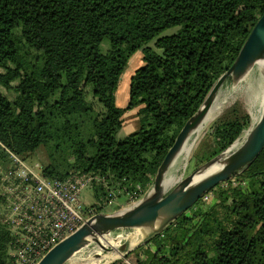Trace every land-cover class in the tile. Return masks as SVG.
<instances>
[{
	"label": "trees",
	"instance_id": "1",
	"mask_svg": "<svg viewBox=\"0 0 264 264\" xmlns=\"http://www.w3.org/2000/svg\"><path fill=\"white\" fill-rule=\"evenodd\" d=\"M263 13L264 0H0V161L7 150L24 160L43 152L47 176H100L98 199L110 189L137 195ZM136 51L144 65L120 108L115 94ZM134 108L139 129L118 140ZM249 125L234 106L194 152L197 166ZM209 193V208L197 204L138 246L136 264H264V149ZM13 245L0 222V264H14Z\"/></svg>",
	"mask_w": 264,
	"mask_h": 264
},
{
	"label": "water",
	"instance_id": "2",
	"mask_svg": "<svg viewBox=\"0 0 264 264\" xmlns=\"http://www.w3.org/2000/svg\"><path fill=\"white\" fill-rule=\"evenodd\" d=\"M258 61L263 62L264 78V13L257 20L234 63L220 76L202 106L186 121L178 133L155 174L151 191L130 208L119 213L95 214L76 232L51 248L37 264H65L92 241L97 242L103 250L114 252L115 247L104 246L100 238L120 229H141L145 241L148 242L194 207L212 189L242 174L264 149V108L259 120L249 129L242 145L234 152L228 154V150L240 140V137L226 150L201 164L170 192L167 193L165 188L168 170L192 132L206 116L221 86L228 78L237 83ZM126 247L127 245L123 244L120 251H124ZM100 256L95 254V258Z\"/></svg>",
	"mask_w": 264,
	"mask_h": 264
},
{
	"label": "built area",
	"instance_id": "3",
	"mask_svg": "<svg viewBox=\"0 0 264 264\" xmlns=\"http://www.w3.org/2000/svg\"><path fill=\"white\" fill-rule=\"evenodd\" d=\"M6 152V160L0 161V222L14 237L9 255L14 264H37L96 214L94 206L84 207L80 196L87 186L93 187L104 179L77 172L53 178L40 164H31L10 150ZM137 188L140 195L141 186ZM138 194L131 197L138 199Z\"/></svg>",
	"mask_w": 264,
	"mask_h": 264
},
{
	"label": "rangeland",
	"instance_id": "4",
	"mask_svg": "<svg viewBox=\"0 0 264 264\" xmlns=\"http://www.w3.org/2000/svg\"><path fill=\"white\" fill-rule=\"evenodd\" d=\"M174 32V29H168L165 33H172ZM18 35H20V32H17ZM107 43V42H106ZM105 43V44H106ZM104 44V45H105ZM143 55L141 51H136L129 60L128 67L125 69L120 84L118 86V89L116 91V103L118 107L125 108L127 107L129 103V90H130V84L131 79L134 74V72L141 66L144 65L143 62ZM247 79L249 80H255L258 79L261 81L263 92H264V78L262 71L259 66L254 65L251 70H249V73L247 75V78H245L243 81L239 80L237 83H234L231 78H228L225 83L221 86L220 91H222L224 94L227 95V102L224 105L223 109L221 110L220 114L215 118L213 122H211L204 132L201 134L200 139L198 138L195 141V144L191 150V153L189 156L184 160L183 156H179L176 161L173 163V165L170 167L167 173V177L171 174H174L178 181L170 186L167 189V193L170 192L173 188H175L177 185H179L185 178H187L189 175H191L199 166L196 164V158L194 156V152L198 148L201 142H203L205 139H208V142L212 143L210 138V131L216 121H218L221 117H223L226 113H228L234 106L238 107L243 113H246L250 117V125L249 129L253 127V120L252 116H258V120L262 114L263 106L260 109L259 104L257 105H250L248 102V94L245 90V87L247 85ZM17 82L13 83V85H16ZM245 85V86H244ZM237 88L234 92L232 90L234 88ZM239 88V89H238ZM244 88V89H243ZM2 92L7 96L9 100H13L15 98V92L14 91H6L4 88H1ZM219 92V91H218ZM234 98V99H233ZM248 102V103H247ZM124 118V124L123 127L119 130L117 133L116 138L118 140H122L131 133L137 131L139 129V123L137 118V109H128L126 113L123 116ZM257 120V121H258ZM256 121V122H257ZM247 128V130H248ZM244 133V132H243ZM244 135V134H243ZM242 138V136H241ZM244 139L241 141V144L238 146L240 147L242 143L244 142ZM193 141L191 140L190 143ZM196 145V147H195ZM43 152L35 153L30 156V158L27 160L31 164H40L44 165L46 163V156L43 155ZM67 162H73L72 157L67 158ZM185 165V166H184ZM182 166V167H181ZM176 173V174H175ZM153 181V180H152ZM103 183V182H102ZM223 184V183H222ZM237 182H233L232 185H236ZM113 188V186H110ZM152 183H149L146 188H141L140 195L138 194V199L136 197H131V195H119L114 190L113 196L111 195V192L113 189L106 190L107 195L102 196L101 198H96L95 196V190L92 186H87L81 193V201L84 204L85 208H90L94 206L97 213H119L127 208H130L132 205L137 203L139 200H141L146 194H148L149 191H151ZM141 197V198H140ZM214 198V193H209L206 198H203L202 201L198 202L197 204L202 205V208L206 210V208H209L211 206ZM213 199V200H212ZM196 204V205H197ZM195 205V207H196ZM192 209V208H191ZM190 209V210H191ZM188 210L187 212L189 213ZM107 238H111L113 240V245L115 246L116 254L119 255L118 258L111 260L109 262H102L100 264H111L113 262H120L121 264H136L137 261V255L135 253V249L137 246H147V242L145 241L144 233L141 229H120L113 231L110 235L107 236ZM114 239H117V241H114ZM100 242H103V238H100ZM146 242V243H145ZM123 244H126L127 247L124 251H120ZM108 247H111V245H107ZM148 246H152L151 248L155 250V247L150 244ZM92 253V254H91ZM111 252H107L103 250L97 242L92 241L90 244H88L86 247L75 253L65 264H75L77 259L82 260L80 263L84 264V259H89V257H94L95 254L100 255H106ZM142 253V251H140ZM78 256V257H77ZM84 258V259H83ZM72 262V263H71ZM79 263V264H80ZM87 264V263H85Z\"/></svg>",
	"mask_w": 264,
	"mask_h": 264
},
{
	"label": "bare ground",
	"instance_id": "5",
	"mask_svg": "<svg viewBox=\"0 0 264 264\" xmlns=\"http://www.w3.org/2000/svg\"><path fill=\"white\" fill-rule=\"evenodd\" d=\"M257 66L260 67L261 71H263V62L262 61H258L256 62ZM249 73V72H248ZM248 73H246L242 78L241 81H243L245 78H247ZM247 85L245 87V90L248 94V102L250 103V105L254 106L259 104L260 109L262 108L263 104H264V92H263V87L261 84V81L258 79L255 80H249L247 79ZM245 86V85H244ZM237 88L235 87L232 92H234ZM239 89V88H238ZM244 89V88H243ZM227 95L224 94L222 91L219 90V92H217V95L211 105V107L209 108L206 116L204 117V119L202 120V122L200 123V125L192 132V134L190 135L189 139L187 140V142L185 143L184 147L182 148V150L180 151L179 156H183L184 160L189 156V154L191 153V150L195 144V141L199 138L201 134L204 132V130L210 126L209 124L211 122H213L215 120V118H217V116L220 114L221 110L223 109L224 105L227 102ZM234 99V98H233ZM247 102V103H248ZM264 108V106H263ZM252 120H253V125L256 123V121L258 120V116H252ZM249 129L246 130L243 134H242V138H240L239 141H237L229 150H228V154L232 153L235 151V149L238 148V146L241 144V141L243 140V138H245L247 136V134L249 133ZM193 141L192 143H190V141ZM196 147V145H195ZM177 157V158H178ZM190 157V156H189ZM176 158V159H177ZM176 161V160H175ZM185 166V165H184ZM182 167V166H181ZM176 174V173H175ZM178 181V179L176 178V176L174 174H171L170 176L167 177L166 175V179H165V188L168 189L170 186H172L173 184H175ZM113 240H111V238H107V236H105L103 238V242H101L104 246L107 245H111L113 247H115L113 245ZM92 254V253H91ZM78 257V256H77ZM119 255L116 254V252H111L108 253L106 255H101L99 258H94V257H89V259H84L85 263L87 264H100L102 262H109L111 260H114L116 258H118ZM82 260L77 259L75 264H79ZM72 263V262H71ZM82 264V263H80Z\"/></svg>",
	"mask_w": 264,
	"mask_h": 264
},
{
	"label": "clouds",
	"instance_id": "6",
	"mask_svg": "<svg viewBox=\"0 0 264 264\" xmlns=\"http://www.w3.org/2000/svg\"><path fill=\"white\" fill-rule=\"evenodd\" d=\"M242 136V135H241ZM241 136H240V138H241ZM153 180H154V178H153ZM152 183H153V181H152Z\"/></svg>",
	"mask_w": 264,
	"mask_h": 264
}]
</instances>
